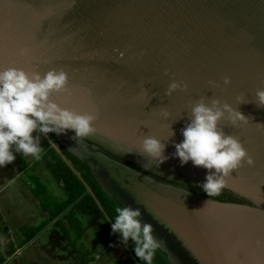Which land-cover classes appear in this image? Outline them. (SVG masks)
Listing matches in <instances>:
<instances>
[{"label":"water","instance_id":"water-1","mask_svg":"<svg viewBox=\"0 0 264 264\" xmlns=\"http://www.w3.org/2000/svg\"><path fill=\"white\" fill-rule=\"evenodd\" d=\"M9 67L41 75L63 69L69 91L52 99L80 114L99 111L96 134L79 143L71 130L50 133L57 144L38 134L101 211L66 155L121 207L141 211L173 264H264V129L257 127L264 108L255 103L256 90L264 89V0H0V71ZM173 80L188 91L166 97ZM210 80L221 87L210 88ZM201 97L250 117L238 129L221 126L256 161L234 170L213 198L200 187L208 170L174 156L190 123L188 106ZM162 108L169 119L160 117ZM147 135L166 145L168 159L145 170L147 161L127 152L139 151Z\"/></svg>","mask_w":264,"mask_h":264},{"label":"clouds","instance_id":"clouds-1","mask_svg":"<svg viewBox=\"0 0 264 264\" xmlns=\"http://www.w3.org/2000/svg\"><path fill=\"white\" fill-rule=\"evenodd\" d=\"M123 55L120 53L121 57ZM222 79L225 86L231 85L230 77ZM69 82V75L63 69L49 70L43 75L35 70L25 71L16 67L0 71V167L12 164L16 159L14 153L39 160L42 151L40 135L34 136V133L60 135L71 130L75 133L72 139L78 143L96 134L98 110L80 114L62 108L52 99L54 94L67 93ZM208 84L212 89L221 87L214 80L208 81ZM181 91L187 92L188 84L173 80L165 96L171 98L174 93ZM141 94H148L143 86ZM255 96L257 107L264 108V89H257ZM236 102L239 105L246 103L243 96H237ZM188 107L190 123L182 130L183 141L174 145V156L182 165L191 161L194 166L208 170L206 182L200 187L213 198L227 187L234 170L238 172L245 164L248 167L256 166L255 159L240 138L226 134L221 126L223 121H227V125L238 129L247 125L250 117L216 98L201 97ZM159 115L167 120L171 113L162 108ZM257 127L264 129V124L257 123ZM174 135L172 131L171 137ZM139 143V151L127 153L143 157L147 161L145 170L152 162H156V167H159L168 159L165 155L166 145L155 136L147 135ZM115 213L111 224L113 234H121L124 245H128L129 241L134 242L137 258L144 264H152L155 251L160 247L152 234L153 226L142 223V213L138 208L117 206Z\"/></svg>","mask_w":264,"mask_h":264},{"label":"crops","instance_id":"crops-1","mask_svg":"<svg viewBox=\"0 0 264 264\" xmlns=\"http://www.w3.org/2000/svg\"><path fill=\"white\" fill-rule=\"evenodd\" d=\"M40 146L39 160L14 153L0 167V264H135L96 203L69 201L41 135Z\"/></svg>","mask_w":264,"mask_h":264},{"label":"trees","instance_id":"trees-1","mask_svg":"<svg viewBox=\"0 0 264 264\" xmlns=\"http://www.w3.org/2000/svg\"><path fill=\"white\" fill-rule=\"evenodd\" d=\"M50 138L57 144V142L53 139V137L48 134ZM61 148V147H60ZM62 149V148H61ZM63 151V150H62ZM49 154L52 156L54 160V164H52L53 168L62 176L65 182V186L70 193L69 201H73L81 196H85V200L89 202L94 208H96L95 201L93 198L86 192L85 186L82 182L77 178V176L68 168V166L63 162L60 156L49 146ZM66 155V153L63 151ZM67 159L76 169V171L80 174L86 184L91 188L95 198L100 203L103 212L108 217V219L112 221L116 215L115 208L117 206L121 207L112 196L108 195L101 187V185L95 181L94 179L88 177L67 155ZM121 236V234H120ZM122 237V236H121ZM127 247L134 255L135 259L139 264H144L143 261H140L134 252V242L129 241ZM152 264H173L158 248L155 251L153 256Z\"/></svg>","mask_w":264,"mask_h":264},{"label":"flooded vegetation","instance_id":"flooded-vegetation-1","mask_svg":"<svg viewBox=\"0 0 264 264\" xmlns=\"http://www.w3.org/2000/svg\"><path fill=\"white\" fill-rule=\"evenodd\" d=\"M99 183V182H98ZM100 184V183H99ZM101 185V184H100ZM101 187H102V189L108 194V195H110L105 189H104V187L101 185ZM111 196V195H110Z\"/></svg>","mask_w":264,"mask_h":264}]
</instances>
